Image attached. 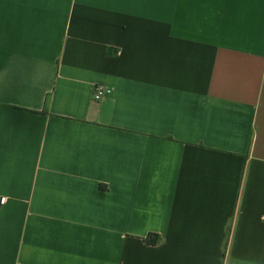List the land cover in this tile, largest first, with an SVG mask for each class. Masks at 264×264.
Returning a JSON list of instances; mask_svg holds the SVG:
<instances>
[{
	"label": "crops",
	"instance_id": "crops-1",
	"mask_svg": "<svg viewBox=\"0 0 264 264\" xmlns=\"http://www.w3.org/2000/svg\"><path fill=\"white\" fill-rule=\"evenodd\" d=\"M0 197V264H264V0H0Z\"/></svg>",
	"mask_w": 264,
	"mask_h": 264
},
{
	"label": "built area",
	"instance_id": "built-area-1",
	"mask_svg": "<svg viewBox=\"0 0 264 264\" xmlns=\"http://www.w3.org/2000/svg\"><path fill=\"white\" fill-rule=\"evenodd\" d=\"M111 89L103 85H95L92 92V99L99 100L103 97L109 96ZM5 202V197H0V205H3Z\"/></svg>",
	"mask_w": 264,
	"mask_h": 264
},
{
	"label": "trees",
	"instance_id": "trees-1",
	"mask_svg": "<svg viewBox=\"0 0 264 264\" xmlns=\"http://www.w3.org/2000/svg\"><path fill=\"white\" fill-rule=\"evenodd\" d=\"M157 240H158V236H155V238L153 239L152 238L146 239V242H148L151 245H154L157 242Z\"/></svg>",
	"mask_w": 264,
	"mask_h": 264
}]
</instances>
